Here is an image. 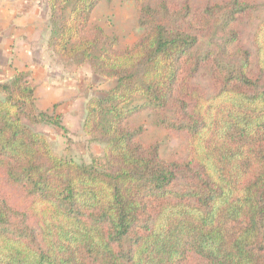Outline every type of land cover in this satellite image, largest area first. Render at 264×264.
<instances>
[{
    "label": "trees",
    "instance_id": "1",
    "mask_svg": "<svg viewBox=\"0 0 264 264\" xmlns=\"http://www.w3.org/2000/svg\"><path fill=\"white\" fill-rule=\"evenodd\" d=\"M101 1L46 7L56 59L114 80L84 106L103 163L55 155L29 125L66 133L56 105L37 109L31 71L0 78V264H264V17L253 56L238 30L253 13L244 0H136L143 33L121 47L91 23ZM140 110L187 136L185 160L141 140L143 125H129Z\"/></svg>",
    "mask_w": 264,
    "mask_h": 264
},
{
    "label": "rangeland",
    "instance_id": "2",
    "mask_svg": "<svg viewBox=\"0 0 264 264\" xmlns=\"http://www.w3.org/2000/svg\"><path fill=\"white\" fill-rule=\"evenodd\" d=\"M217 0H189V3L199 8ZM253 5V13L245 18L238 26L241 43L252 55L255 48L252 35L258 21L264 17V0H244ZM138 8L136 0L101 1L91 14V23L101 26L108 35L118 38L120 46L133 44L142 35L143 30L138 23ZM42 12L43 9H42ZM48 19V17H47ZM48 23V21H47ZM46 21L41 22L43 31L38 41L32 44L46 57L44 74L34 75L31 71L30 81L35 87L36 107L38 110H53L61 117V123L66 133L52 125L45 123L29 124L35 131L47 135L55 155L71 157L78 162L90 163L93 159L103 163V145L99 142L89 143L82 131L84 106L91 96H102L109 89L114 80L105 79L94 74L89 65L60 62L47 47L49 29ZM43 26V27H42ZM218 33L200 37L203 44L210 45L219 42ZM25 39L26 37L23 36ZM30 71V70H28ZM207 92L211 93L210 81L205 73H199L193 78ZM134 103H141L137 97ZM129 125L136 127L143 125L141 140L145 144H157L160 155L165 159L185 160L188 155V139L182 132L169 133L155 123L148 110H140L129 119ZM180 185L182 179L177 178Z\"/></svg>",
    "mask_w": 264,
    "mask_h": 264
},
{
    "label": "crops",
    "instance_id": "3",
    "mask_svg": "<svg viewBox=\"0 0 264 264\" xmlns=\"http://www.w3.org/2000/svg\"><path fill=\"white\" fill-rule=\"evenodd\" d=\"M47 17L46 0H0V78L16 69L44 74L47 59L32 42L40 39V24H48Z\"/></svg>",
    "mask_w": 264,
    "mask_h": 264
}]
</instances>
